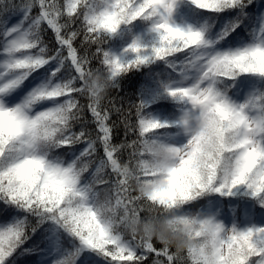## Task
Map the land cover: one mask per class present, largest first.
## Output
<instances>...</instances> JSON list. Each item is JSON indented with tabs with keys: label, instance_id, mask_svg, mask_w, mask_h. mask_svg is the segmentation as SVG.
<instances>
[{
	"label": "snow or ice",
	"instance_id": "6c2138e0",
	"mask_svg": "<svg viewBox=\"0 0 264 264\" xmlns=\"http://www.w3.org/2000/svg\"><path fill=\"white\" fill-rule=\"evenodd\" d=\"M32 257L264 264V0H0V264Z\"/></svg>",
	"mask_w": 264,
	"mask_h": 264
},
{
	"label": "trees",
	"instance_id": "16d2710c",
	"mask_svg": "<svg viewBox=\"0 0 264 264\" xmlns=\"http://www.w3.org/2000/svg\"><path fill=\"white\" fill-rule=\"evenodd\" d=\"M48 38H52V34L48 33ZM95 66V65H94ZM141 81V76L139 74H133L129 76L127 79L123 81V87L125 92H129L135 89L136 85ZM117 93L113 91L111 95L115 96ZM123 95L124 93H120ZM35 259V257L32 258H21L20 264H29L30 260Z\"/></svg>",
	"mask_w": 264,
	"mask_h": 264
}]
</instances>
